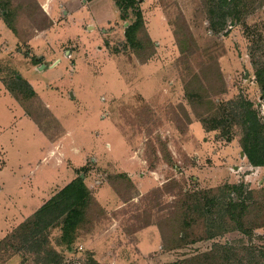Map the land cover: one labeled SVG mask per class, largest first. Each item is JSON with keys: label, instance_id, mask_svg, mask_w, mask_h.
<instances>
[{"label": "rangeland", "instance_id": "obj_1", "mask_svg": "<svg viewBox=\"0 0 264 264\" xmlns=\"http://www.w3.org/2000/svg\"><path fill=\"white\" fill-rule=\"evenodd\" d=\"M136 2L154 43L140 31L135 50L118 15L103 53L98 31L85 39L89 54L77 25L46 36L34 0H0L23 38L39 33L30 45L0 43V221L11 199L19 215L0 264H264V167L241 146V113L264 123V0H227L222 28L221 0ZM57 53L69 64L40 73ZM14 67L38 97L17 86ZM79 179L90 197L70 226L64 216L45 227L53 215L33 226ZM241 201L247 214L233 223Z\"/></svg>", "mask_w": 264, "mask_h": 264}, {"label": "trees", "instance_id": "obj_2", "mask_svg": "<svg viewBox=\"0 0 264 264\" xmlns=\"http://www.w3.org/2000/svg\"><path fill=\"white\" fill-rule=\"evenodd\" d=\"M87 1L90 2L93 0ZM114 2L120 11L121 20L127 24L130 21L131 17V14H129V12L131 10L134 11L132 15L135 17H133L135 19V22H133L125 29V34L128 43H134V45H132L133 48L135 50L139 49L136 47V41L139 38L140 31H145L144 36L146 37V39L150 38L146 33L145 20L142 11L140 10V8L136 7V0H114ZM230 6L231 5L227 2V0H221V5L218 7V11L220 12V14H218L220 16V21L217 23V25H219L221 28L225 26L228 16H231V13L228 11ZM235 9L236 7H234L233 11H235ZM0 14L8 27L15 33H18L13 14H11V12L7 10V8H0ZM147 42L154 43L151 42V39L147 40ZM138 45L139 47L143 46L141 42H138ZM181 50L182 52H184V49ZM139 58L141 59V61L144 60L143 62H146L151 58V56L149 57V55H140ZM259 75H261V73H259ZM16 81L20 84L17 85L18 87L26 89L30 92V94L34 93V96H36V93L30 86V84H28V82L23 79L21 75L16 74ZM262 84L264 85V79L262 81ZM9 90L12 93L15 91V89L11 86L9 87ZM246 106V109H248L250 108V106H252V104L248 103ZM241 114L244 119V125L246 126V134L241 140L243 151L252 166L264 167V123L260 121L255 112L246 111L242 112ZM89 197L90 193L85 189L83 182L80 179L75 180L73 183L66 186L65 189H63L57 196H55L49 203H47V205H45L39 212L35 214V222L33 226L37 227L45 224L43 223V221L49 218V215H53V219L49 224H46L45 227L64 216H66L65 223H67L68 225L71 224V222L78 216L79 206L81 204L84 205L86 203L85 201L89 199ZM247 211V206L244 204V201H241L240 203L238 202V204H230L228 215L231 219V222L239 223L240 218L245 217ZM207 213H209L208 210ZM35 235H37L36 231L31 232L28 235V238H33L35 237ZM10 237L11 235L7 236L0 243V247ZM215 237L216 235L211 234L209 236V239H214ZM215 247H217V245H215Z\"/></svg>", "mask_w": 264, "mask_h": 264}, {"label": "crops", "instance_id": "obj_3", "mask_svg": "<svg viewBox=\"0 0 264 264\" xmlns=\"http://www.w3.org/2000/svg\"><path fill=\"white\" fill-rule=\"evenodd\" d=\"M34 1L38 5V7H39L40 11L42 12V14L44 15V17H46V19L48 20V24H49V27L42 30V32H40V33H44L47 36L48 32H52L54 30V27L58 28V27L65 25V24L67 25V27L64 28V30H65L64 32H66V29L68 30L72 27L71 25H77L76 27H80V29L78 31H76L75 39L78 41L79 47L83 48L84 51L88 49L89 54L91 51H90V48L85 44L86 40H87V42L91 43L90 41L93 39V35L95 34L94 32L98 31L96 33V38H94L97 40H93V41L96 43V45H99V44L102 45V47H100V52L103 53V47H104L103 40H104V38L106 39L107 35H109L106 32L107 26H109L110 22H112L118 15H119V17L121 16L120 11L117 8L114 0H93L90 2L87 0H34ZM105 6L107 8H105ZM97 11H98L99 15L94 16L93 13L97 12ZM88 14H90L89 19H87ZM83 15H85V16H83ZM83 17H85V18H83ZM79 18H81V20H79ZM120 19H121V17H120ZM75 20L79 21V23L81 25L78 23H74L73 21H75ZM68 23H69V25H68ZM124 25H126V28L128 27L127 23H125ZM3 27L4 28L6 27L9 30V33L5 32L3 30ZM17 30H18V33H15L12 29H10L0 14V43L3 41H9L11 44L12 43H14V44L19 43V45H22V43L24 42V44L26 43L27 45H30V43H32L36 38L39 37V33H37L38 30H35L34 34L31 37L28 36L27 37L28 39L22 37L21 31L19 28H17ZM4 33H7L8 36H4L3 35ZM60 39H61V37L59 38V40ZM52 41H57V40H55V38H53ZM107 45H109V44H107ZM85 46H86V49H85ZM109 49H110V47H109ZM109 49H108V51H109ZM80 54L81 53L75 54L74 51H73V55L70 54V56L72 55L71 63H74L73 65H74V68H76V70L80 67L81 64L77 65V63H75L76 61H75L74 57H80ZM57 55H58V57H57L58 61L54 64V66L48 67L47 65H41L39 68L40 73H42L45 70L47 71V68H49V70L56 68L57 66L60 65L61 62H63V60H65V58L62 55H60L59 53H57ZM104 57H106V56L104 55ZM43 58L44 57L42 55H40L38 57L39 60H42ZM65 61H67L66 65H68L69 64L68 60H65ZM110 62H112V61H110ZM13 69L17 75H21V77L23 79H25L30 85H31V83L32 84L34 83L32 78L29 79L28 77L26 78L25 76H23V74H21V71H19L16 67H14ZM5 90L7 92H9L8 95H11L13 97L12 93L10 92V90L7 87L5 88ZM34 92H35V90H34ZM35 93H36V97H38L37 91ZM71 94H72L71 95V97H72L74 93H71ZM14 100H16V99L14 98ZM61 100L64 101L63 99H61ZM8 115H9V113H8ZM9 116H10L9 118H11V115H9ZM10 120H12V118ZM30 120L33 122L32 119H30ZM34 123L37 126L38 130L42 134H44L40 130L39 123H37L36 121H34ZM245 157H246V155H245ZM257 169H260V168H257ZM14 201H15V199H11L4 206V210L7 212V214L0 221V224H1L0 225V243L7 236L11 235L18 227L15 224L17 221L16 217H18L19 215L17 216V213L15 212V209L12 206Z\"/></svg>", "mask_w": 264, "mask_h": 264}, {"label": "water", "instance_id": "obj_4", "mask_svg": "<svg viewBox=\"0 0 264 264\" xmlns=\"http://www.w3.org/2000/svg\"><path fill=\"white\" fill-rule=\"evenodd\" d=\"M243 156H245V153H243Z\"/></svg>", "mask_w": 264, "mask_h": 264}]
</instances>
